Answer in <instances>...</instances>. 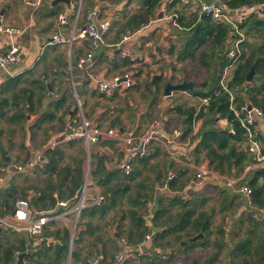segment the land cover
I'll return each mask as SVG.
<instances>
[{
	"label": "trees",
	"instance_id": "1",
	"mask_svg": "<svg viewBox=\"0 0 264 264\" xmlns=\"http://www.w3.org/2000/svg\"><path fill=\"white\" fill-rule=\"evenodd\" d=\"M73 2L77 4V0H73ZM165 2L166 0H101V2L99 0H82L81 19L78 21V26L86 23V15L90 10H97L99 18L104 17L107 9L113 10L112 24L108 32L109 36L112 35L106 44L114 45L121 40L123 35L133 34L149 26L156 19L159 9L166 7L167 11H170L174 8V4L165 6ZM222 2L226 7L236 9L242 5L263 3L264 0H222ZM49 9V16L56 17L59 14L56 6ZM176 13L179 15L178 11ZM177 24L189 30L187 42L176 58L178 63L187 59L196 60L200 68L205 71L204 79L197 85L193 84L192 91H185L198 100V105L187 106L175 103L169 109V112L175 116L173 119L177 120L181 127V142L189 144L188 146L193 145V148L187 152L197 164L206 161L214 171L229 176L241 175L247 168L254 165L256 160L254 154L249 151L247 135L240 125L239 118H242L243 115L236 118L229 108L230 95L234 98L236 109L250 106L253 110H260L264 116V11L261 17L249 15L242 20L240 28L245 35V40L241 43V56L230 71L227 83L228 92L222 90L220 79L225 67L229 65V61L224 58V53L232 36L230 27L215 23L210 17L204 15H192L187 19L179 15ZM85 44L87 45L88 41H85ZM172 53L171 48L168 54ZM117 55L118 53L115 52L116 58ZM57 57L62 59L60 54ZM117 59L122 65L128 62L132 69L137 63V60ZM251 69L254 70V76L248 83L246 77ZM147 87L151 91L153 100L160 97V91L155 89L154 83L148 84ZM204 99H206V104L201 103ZM0 102L2 105L3 101ZM21 114L24 115L23 111ZM219 120L225 121L227 125L218 127ZM197 121H201L202 125L194 133V125ZM163 123L161 128L163 133L170 134L172 132L168 127L170 121L167 120ZM256 123H260L264 127V120H258ZM118 125L119 117H115L109 127ZM260 136L264 137L263 134L256 133L255 138L259 141L262 140L264 144V138L262 139ZM75 143L78 142L59 145L53 150H49L47 152L48 165L30 173L33 178L36 177L35 181L21 186L15 185L13 181L7 189L0 192V216L12 212L18 199L29 200L31 207L36 212L57 209L59 201L73 203L75 192L82 185L84 151L81 149L80 158H76V155L75 157L70 156L75 159L74 166L65 165L63 162L67 157L64 147ZM243 145L246 147L243 148ZM262 147L264 152V146ZM91 160L90 176L94 183L104 189L103 195L101 194L104 200L100 206L88 207L82 211L79 224L85 229L74 240L71 252L72 264H87L91 257L100 258L103 264L113 263L114 257L110 263H106L105 260V244H102L103 234L107 232L105 229H108L113 240L116 239V233L118 234L116 241H119L121 235L124 234L132 251H135V247L151 231L156 233L153 244L163 250H169V252L181 242L187 243L189 238L199 233L206 234L208 218L202 213L195 216V211H186L184 215L180 214L179 223L181 226L179 223H175L171 228H167V224L170 223L169 218L164 222L161 220V217L167 214L166 209L162 206L158 210H152L150 219L147 221L144 219L143 210H145L146 201L150 200L149 197L153 201L155 195L152 192L151 195L146 194L147 189L144 182L138 181L141 178V171L135 165L136 163L139 165L146 163V156L135 161L133 171L129 176L123 175L119 170L109 171L106 167L107 157L103 154L95 153L91 156ZM165 184L170 190L182 189L186 185L185 182H180L179 177L171 180L166 179ZM177 184H180L179 188L176 186ZM244 184H247L252 190V208L264 213V170H249L244 177ZM172 201L184 204L178 197L172 198ZM187 203L182 207H185ZM243 204L246 217L239 224H245L246 238L240 243L242 248L240 252L241 264H264V216L255 220L253 218L254 210H250L245 201ZM117 209L120 213L116 215L117 221L109 220V213ZM102 221H104V230L100 231L102 227L99 222ZM122 223L125 224V227ZM179 231L185 232L184 237L165 239L170 234L173 236ZM21 237L22 240L18 246L5 248L0 252V264H14L13 252L16 250L19 253H26L30 238L25 234H22ZM69 238L68 226L50 223L43 233V239L47 240V243L43 242L35 254L27 253L26 264H65L69 250ZM101 245H103V256L100 255L99 250ZM215 245L218 246L217 253H219L225 243L219 239ZM217 253L207 260V264L217 260Z\"/></svg>",
	"mask_w": 264,
	"mask_h": 264
},
{
	"label": "crops",
	"instance_id": "2",
	"mask_svg": "<svg viewBox=\"0 0 264 264\" xmlns=\"http://www.w3.org/2000/svg\"><path fill=\"white\" fill-rule=\"evenodd\" d=\"M52 1L53 0H41L42 4L35 9L25 4L23 0H0V12L3 13L6 24L22 30L21 34L16 39L22 50L17 65L12 67L9 72L0 73V101H3L2 105L0 102V167L2 168H8L9 165L13 163L23 164L30 160L40 149L50 143L53 139L59 137L64 130L66 122L74 115L76 110V105L72 104V99L69 95L67 77L65 72L62 70V59L57 57L59 54L64 55V48L67 50L68 48L64 45L45 46V43L49 41L51 36L59 31L56 20L57 16H49V8H52ZM202 1L209 2V0ZM210 1L222 3V0ZM99 2H101V0H99ZM75 4L76 3L73 2V0H70L69 5L60 3L57 4L56 7L59 10V14L70 13L75 9ZM187 5V3H175L174 8L170 11H167V9L165 10V8L159 9L156 19L153 20L149 26L142 29L133 42H130V45L137 51L144 49V46L145 48L149 46L151 47V53L146 58L149 60V63H151V68L153 67V69L157 70L162 59H164V63L167 65L169 52L168 43L169 39L172 37L171 35L176 37V35L173 34L175 30L181 33L189 31L187 28L179 26L180 29H178L175 27L173 25L174 19L169 18V16L176 15L177 19L179 15L185 17V19L190 16L192 17V15L198 16L191 13ZM176 11H178L179 15H177ZM82 26H78V21L77 23L73 22L71 26L63 28L60 33L64 38H68L73 29H79ZM171 27L175 30H172ZM155 37H158L157 44H153V39H155ZM181 38L182 41L185 39L187 42L186 37L184 38L181 36ZM9 41L8 36L0 35V50L5 48ZM183 43L184 41L182 44ZM70 50L75 68V63L78 58L83 56L82 53L84 51H87V45L85 44V41L78 42L72 45ZM114 50L115 49H113L111 45L102 48L97 53L98 61L99 58H101L106 60L107 63H114ZM141 63L142 61H137L133 67L135 68ZM165 67H163L162 73H159L153 78V80H159V84H161L162 88L160 97L158 98V104L153 106L154 110H158L161 122L162 120L163 122L169 120V109L172 108L173 104H175V100H173V98L176 94L173 93L170 97H164V86L167 82L177 84L176 81H180V76L178 74L172 73L171 70L166 71ZM112 68L113 67H111V69ZM159 69L160 67L158 70ZM76 72L78 73V77L74 79V85L81 90L88 87V85L90 86V81L86 78L84 73L78 69ZM107 73L108 72L105 71L97 72L94 76H112ZM179 93L186 94V92ZM193 99L196 100L195 98ZM196 101L197 102L193 104V106L198 105V100ZM187 106L192 105L188 104ZM21 111H23V116ZM114 112V110L107 112L106 109H97L94 112V119L104 123V125L102 124L104 127H109L107 122L112 121V119L120 115V112ZM149 125L139 133L147 131ZM201 125V121H197L195 123L197 131L201 128ZM226 125L227 123L225 121L219 120L217 122L218 127H224ZM4 127L5 129L3 130ZM117 127L121 128L119 126ZM121 130L125 131L127 129L122 128ZM255 131L256 133L264 135V127L260 123H256ZM45 133L47 134L46 138H44ZM129 133L138 132L130 131ZM166 134L170 136L171 133ZM261 138L263 139L264 137ZM257 141L261 146H264L262 140ZM97 147H99L97 153L103 154L107 157V169L109 171L118 170L119 164L117 163L118 161L115 160L116 156L121 159V163L124 155L116 148V144L112 142H105L102 145H97ZM245 147L246 145H243V148ZM192 148L193 145L188 147H177L171 145L167 146L165 143L152 142L146 149L145 156L147 158V162L141 165L136 163L135 166L141 171L140 176L141 180L144 182V186H146V194L151 195L152 192L153 195H155L153 201L151 197H149V201H146L145 210H143L144 219L146 221L152 217V210H158L159 207L162 206L166 209L165 211H167V214L162 216L161 220L164 222L169 218L170 223L167 224V228H171L173 224L179 223V217H181L180 214L184 215L186 211H195V216H197L198 213H202L207 216L206 218H208V229L206 234L199 233L202 234V238L197 239L194 243L187 242L185 246L176 250V247L179 245L178 244L175 249L172 250L175 251L174 253L169 252V250H163V248H160L159 246H155L153 242H148L146 244L147 250L155 251V256H158V258H155L154 256L152 258H145L141 260L134 259L129 261L127 264H183L181 262L182 257H188L187 264H207V260H209L212 255L217 253L218 246L215 245V242L219 241V239H222L225 245H222L220 252L217 253V260H213L210 264H241L240 259L242 256L240 252L242 248L240 247V243L244 240V238H246V231L245 224L242 225L239 223L242 221L244 217L243 214L246 212L243 204L245 198L237 191L241 183L235 187H229L226 185L223 178L225 177L230 179L233 177H240L243 179L242 184H244V177L249 170H253L254 165L247 168L241 175L233 174L229 176L213 170L216 178L208 179L201 185H197L194 179L195 172L191 168L187 167L183 157V153ZM170 150L176 151L178 154H176L173 158L170 155ZM73 157H75V155H73ZM87 157H89V155H87ZM66 158L71 159L70 156H67ZM170 171L174 173V178L177 179V177H179L180 182L186 183L184 188L170 190V188L165 184L167 174ZM143 172H145V176H143ZM30 178H33L32 175L27 173L23 180H28ZM16 180L19 181L20 179L17 178ZM96 186V193H99L98 184ZM176 186L179 188L180 184H177ZM205 190L219 191L221 200H219L220 205L218 206V211L223 216H225V213L231 211L235 198L238 197L242 201L243 206L238 208L237 211L234 212L235 214H233V216L229 219L223 217L222 220H218L216 219L218 214L217 206L207 208L204 204L203 199ZM174 197H178L184 202V204L188 202L187 205L182 207L184 204L174 203L172 201V198ZM159 201L161 202L159 203ZM68 220H71L72 222V216L70 214L65 217L62 224L69 225V223H67ZM122 225L125 227V224L122 223ZM179 226H181L180 223ZM105 230L107 231V234L105 233V237L108 236V234L110 236L108 229ZM120 230L123 231L122 228H120ZM184 235L185 232L179 231L173 236L170 234V236H167L165 239H176L178 236L184 237ZM21 236L22 235L11 230H1L0 252H2L5 248L18 246L22 240ZM117 237L118 234L116 233V239L114 240L115 244L113 246L117 247L119 250V242L116 241L118 240ZM122 237L127 240L126 236ZM107 244H111V241ZM102 248L103 245H101V249H99L101 256H103ZM107 252L108 250L104 252V255H106L105 260L106 263H110ZM22 254H24L22 262L19 263V256ZM13 255V259L15 260L14 264H26V253H19L16 250L13 252ZM67 263L68 260L65 264Z\"/></svg>",
	"mask_w": 264,
	"mask_h": 264
},
{
	"label": "built area",
	"instance_id": "3",
	"mask_svg": "<svg viewBox=\"0 0 264 264\" xmlns=\"http://www.w3.org/2000/svg\"><path fill=\"white\" fill-rule=\"evenodd\" d=\"M23 1L25 4L35 9L42 4L41 0ZM175 3H187V7L191 13L198 16H208L213 22L228 25L230 27L232 36L228 42V48L225 51L226 54L224 53L225 59L229 61V65L225 67L220 79L222 90L228 92L229 88L227 83L230 77V71L241 56V43L245 40V35L241 30L240 25L242 20L249 17V15L261 17L262 12L264 11V2L252 5H242L239 8L230 9L223 3L217 1L166 0L165 6ZM81 10L82 0H77L76 7L73 11L70 13L58 14L56 20L59 31L51 36L49 41L45 43V46L64 45L68 49H71L72 45L75 43L88 41L87 52L78 58L75 63L76 69L84 73L86 78L90 83H93L94 87L101 95L122 93L129 90L134 85L133 74L131 73L123 76H116L111 79L92 75V72L94 71L93 69L98 62L97 53L102 48L108 46L105 37L108 35L111 28V20L114 14L113 10L107 9L102 18L98 17L99 14L97 10H90L86 15V23L82 27L79 29H73L68 38H64L61 35L60 31L63 28L69 27L73 22L77 23V21L80 20ZM169 18L174 19L173 25L180 29L179 25L176 23L177 16L172 15L169 16ZM141 31L142 30L133 34L123 35L118 43L111 45V47L115 49L113 53H118V58L121 60L131 59L141 61V54L134 52L130 45V42H133ZM21 32V29L7 25L3 13L0 12V35H6L10 40L7 46L0 50V73L9 72L12 67L17 65L22 50L16 39ZM68 57L71 58V50H69ZM73 91L75 93V88H73ZM233 100V96L230 95L229 108L233 111L236 118L243 115L242 118H239V121L247 135L249 151L254 154L256 160L253 170H264L263 147L255 138V124L258 120H264V116L260 110H253L252 108L248 109L247 107H241L239 110L236 109ZM201 103L206 104V99L202 100ZM99 122L97 120L85 119L82 114L81 105L77 102L76 113L68 119L64 130L59 137L53 139L50 143L40 149L27 162L23 164L13 163L9 165L8 168L0 167V192L7 189L17 178L25 177L27 173L30 174L31 172L42 169L48 165L49 161L47 158V152L53 150L59 145L81 142L86 149H89L90 147L97 146L104 141L113 142L116 144V148L124 155L122 162L118 166V170L125 176L131 175L135 161L146 155V149L152 142H160L165 143L167 146L171 145L177 147H188L189 145L181 142V130H172L170 136H168L163 133L161 129L162 125L157 121H152L147 131L144 133H129L118 127H104L100 124L101 122ZM196 132L197 128L194 125V133ZM176 154H178L176 151L170 150V155L173 158ZM183 155L187 167L195 172L194 179L197 185H201L208 179L216 178L215 173L206 162H200L197 164L189 152H185ZM89 174L90 165L89 157H87L85 166H83L84 183L75 192L73 203H69V201H59L57 203V209L49 210L47 212H36L32 209L29 200L18 199L15 202L12 212L0 216V230H11L20 235H27L30 240L26 254H35L43 242L47 243V240L43 239L45 228L50 223H62L65 220V217L70 214L72 216V222L71 229H69L70 239L67 264H72L71 252L74 240L79 233L85 229L79 224L81 213L88 207L100 206L104 200L101 194L96 193V183L89 178ZM173 178L174 173L171 171L168 172L167 179L171 180ZM223 180L229 187H235L241 183L237 191L244 196L247 207L250 210H254L253 218L259 220V217L261 218L264 216L263 212L259 211V214H256L255 209L252 208V190L247 184H242V178L233 177L227 179L224 177ZM155 236V232H149L135 247V251H132V247L126 239H120L119 250L115 254L112 264H126L134 259L141 260L154 257L156 252L147 250L146 244L148 242H153ZM87 264H103V262L98 257H91Z\"/></svg>",
	"mask_w": 264,
	"mask_h": 264
},
{
	"label": "rangeland",
	"instance_id": "4",
	"mask_svg": "<svg viewBox=\"0 0 264 264\" xmlns=\"http://www.w3.org/2000/svg\"><path fill=\"white\" fill-rule=\"evenodd\" d=\"M209 2H210V0H209ZM171 29L175 30L172 27H171ZM173 34H175L176 37H173V35H171L172 37H171V39H169V43H168V47H169L168 49L170 50V48H172L173 53L168 54L167 65H165L164 59H162V61L159 64V67H160L159 70H158L159 67L157 68V70L153 69V67L151 68V63H149V60L146 59L151 53V51H150L151 47L150 46L146 47V48L144 46V49H142V50L139 49L141 51H137L133 47L131 48L134 52H138V54H141V61H142V63L139 66H137L133 69L129 67L128 62L125 63V65H122L118 61V59H117L118 57L116 58V56H115L114 63H107L106 60L99 58V61H98L99 63H97L96 67L93 69L94 71L92 72V75L97 74V72H104L105 71V72H108L107 74H110L112 76H109V77L104 76L103 78L111 79V78L116 77V76H123L125 74H130V73L133 74L134 86L132 88H130L129 90L122 92V93H111V94H106V95H100L98 93V91L96 90V88L94 87L93 83H90V82H89L90 86L88 85V87H86L82 90L79 89L76 85H73V84H75L74 79H76V77H78L77 76L78 73L76 72V70H77L76 67L74 68V63H73L72 58H69L67 55V53H69L70 49L67 50L66 48H64V51H63L64 55H62V65L63 66L61 64L60 65L62 66V70L65 72V75L67 77V83L69 86V95H70V98L72 99V101H71L72 104L76 105V107H77V102H79L81 105L82 114H83L84 118L88 119V120H97V119H94V117H95L94 112L97 109H106L107 112H111L113 110L115 112H120V115L117 116V117H119V125L121 128L127 129L125 131H128V132L136 131L139 133L140 131H143L144 128L147 127L151 121L161 122L160 114H159L158 110L153 109V106H156L158 104L157 102L159 100L158 99L159 97L156 100H153V97L151 96V91L147 87L148 84L154 83L155 89H158V91H160V92L162 91L161 84H159V80H156V79L153 80L154 76L158 75L159 73H162L163 67H165V66H166L165 67L166 71L171 70L172 73H176L180 76V81H176L177 84L182 83V82H191L194 85L195 84L197 85L198 83H200L204 79V76H205V71L200 68V66L198 65V61L187 59L184 62L178 63V61L176 59L178 54L180 53V51L182 50L183 46L186 43V41L184 39L183 40L184 43L182 44L183 41H182L181 36H183L184 38L185 37L188 38L189 37V31L188 32L185 31V32L181 33V32H177V30H175V32H173ZM111 35L112 34H110V36L108 35V37L105 39V41H109L111 38ZM143 42H144V40H143ZM157 42H158V37H155V39H153V44H157ZM86 52L84 51L82 54L84 55V54H86ZM111 67H113V68L111 69ZM73 88H75V93L73 91ZM175 93L176 94H175L173 100H175V103H177V104H181V105L191 104V105H193L197 102L196 100L193 99V97L188 96L189 94L187 92H186V94H181L179 92H175ZM71 102H70V104H71ZM168 117H169V121H170V124L168 126L169 130H175V129L181 130V127L178 124V121L173 119L175 117L174 114L169 113ZM111 122L112 121H108L107 125L109 126L111 124ZM102 124L104 125V123H102ZM4 129H5V127L3 128V130ZM46 137H47V134L45 133L44 138H46ZM103 143H105V141L101 142L99 145H102ZM98 148L99 147L94 146V147H90L89 149H86L82 145L81 142H78L75 145L65 146L64 151H65L66 156L76 155V158H80V155H81L80 151L82 149L84 151V154L82 156L83 166H85V163H86L85 161L87 160V155H89V165H90V170H91V161H92L91 156L93 154L97 153V151L99 150ZM117 157L118 156H116L115 160L118 161L117 162L118 164H120L121 159H119V157L118 158ZM63 164L74 166L75 165V159L65 158ZM146 171H148V170H146ZM143 176H145V172H143ZM23 178L24 177L18 178L20 180L19 181L16 180L13 183L15 185L20 184V186L21 185H27L28 183H31V182L35 181L34 179H36V177L30 178L28 180H23ZM89 178L91 179L90 174H89ZM138 181H141V178H139ZM83 183H84V177H82V184ZM103 191H104V189L101 186H99L98 192L103 195ZM203 200H204V204L207 208L217 206L218 214H217L216 219H218V220H222L223 217H226V219H229L230 217L233 216V214H235L234 212L237 211L238 208L243 206L242 201L237 197L234 200V204H233L231 211H229L228 213H225V216H223L218 211V206L220 205L219 200H221V196H220V193L218 190H213V191L212 190H205ZM198 201H199V199H198ZM118 213H119L118 209L116 211L110 212L108 219L116 222L117 221L116 215H118ZM243 215H244V217H246V212ZM67 223H69V225H64L62 223H58V224H59V226H62V225L68 226L69 229H71V220L70 221L68 220ZM99 225L102 227L100 229V231L101 230L103 231L104 230L103 229L104 221L99 222ZM122 236H125V235L122 234L120 239L123 238ZM120 239H119V241H120ZM102 240H103L102 244L103 245L105 244V251L108 250V252H107L109 255L108 258L111 261L114 257V254L118 250L117 247L113 246L115 244V241L112 239V237L110 238L109 235L105 237V234H103ZM105 240H107V241H105ZM110 241H111V244H107ZM116 246H117V242H116ZM187 260H188V257H182L181 262L183 264H187ZM71 263H72V261H71Z\"/></svg>",
	"mask_w": 264,
	"mask_h": 264
},
{
	"label": "water",
	"instance_id": "5",
	"mask_svg": "<svg viewBox=\"0 0 264 264\" xmlns=\"http://www.w3.org/2000/svg\"><path fill=\"white\" fill-rule=\"evenodd\" d=\"M60 3H65V4H70V0H53L51 2V5L52 6H56L57 4H60ZM226 54V52H225ZM224 58H225V55H224ZM254 76V70L251 69V71L249 72V74L247 75L246 77V81L249 83L252 78ZM186 90H189V91H192L193 90V83L191 82H182V83H179V84H173L171 82H167L164 86V89H163V96L164 97H170L173 93L175 92H185ZM248 109H251L250 106H248ZM33 199V197H32ZM255 213L256 214H259V211L258 210H255ZM199 238H202V234H199L193 238H190L188 239V243H194L197 239ZM186 245V242H182L180 243L177 247H176V250L180 249L182 246H185ZM175 251H171V253H174ZM23 255H20L19 256V263L22 262V258H23Z\"/></svg>",
	"mask_w": 264,
	"mask_h": 264
}]
</instances>
